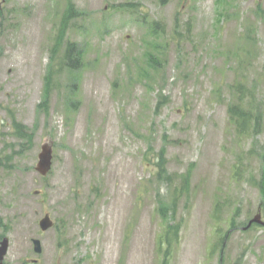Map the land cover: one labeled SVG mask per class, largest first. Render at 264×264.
<instances>
[{"label": "rangeland", "instance_id": "1", "mask_svg": "<svg viewBox=\"0 0 264 264\" xmlns=\"http://www.w3.org/2000/svg\"><path fill=\"white\" fill-rule=\"evenodd\" d=\"M65 1L0 0L2 264H163L157 208L175 182L145 159L161 148L168 172H190L167 264H264V226L246 227L264 220V0H70L77 70L58 65L63 45L51 52ZM236 83L262 108L247 137L227 118Z\"/></svg>", "mask_w": 264, "mask_h": 264}, {"label": "trees", "instance_id": "2", "mask_svg": "<svg viewBox=\"0 0 264 264\" xmlns=\"http://www.w3.org/2000/svg\"><path fill=\"white\" fill-rule=\"evenodd\" d=\"M164 1V0H163ZM130 6L135 5L136 3H128ZM80 12L74 8L70 0L65 1L64 7L60 14V18L57 26V36H55L54 47L51 49L53 55L58 52V49L62 47L63 49L60 55V60L58 62L59 66L63 64L69 66V70H77L82 64V54L84 47H79L77 43L73 41L63 42L64 35L66 33L69 22L72 19L80 17ZM159 25L154 23L152 27V31L156 32V29ZM149 55H151L149 53ZM54 72L52 69H48L47 74L45 76V87L43 93V101L40 104L44 106L48 99L49 90L52 86V76ZM74 76L70 75V79H73ZM75 86L78 81V75L75 76ZM230 88L234 91L230 100L227 103V118L229 124L234 128L236 134L240 137L250 136L252 133L259 132L260 124H261V116H262V108L259 105H255L254 100L247 93L248 90L245 86H241L240 83H236L230 86ZM15 133L19 134L23 137H28L30 140L31 136H28L24 131V127L20 124H16ZM27 140V141H28ZM264 151V150H263ZM152 157V158H151ZM151 157L146 156V161L151 165V169H153V176L159 180L166 181L167 184L171 182H175L172 187L171 196L166 202H160L158 204V213L160 214L162 220V232L158 236V242L160 244H164L167 247V250L164 252L163 257L165 260L163 264H167L170 261L171 254H169L170 249L173 244L178 240L179 234V223H172L171 220L173 218V214L175 213V206L177 201L188 194V188L190 183V175L189 171L183 173H170L166 168V159H165V150L161 148L157 153L151 155ZM144 159V160H145ZM262 162H264V155L262 156ZM148 165V164H147ZM234 174H236V170H234ZM260 186L263 188L264 186V166H263V175L262 180L260 181ZM219 204L215 203V210H217ZM171 209V214L167 215V211ZM171 223H169V221ZM231 226L234 224V218L231 216L230 218ZM168 230H172L170 237H165ZM222 237V236H221ZM223 239V237H222Z\"/></svg>", "mask_w": 264, "mask_h": 264}, {"label": "water", "instance_id": "3", "mask_svg": "<svg viewBox=\"0 0 264 264\" xmlns=\"http://www.w3.org/2000/svg\"><path fill=\"white\" fill-rule=\"evenodd\" d=\"M51 159H52V150L51 147H49L47 144L42 145L41 151L38 153V162L36 165V170L39 172L40 175L44 176L48 173V171L51 168ZM38 193V191H36ZM252 222L258 223L262 226H264V220L261 219L260 213H257L253 218H251L246 227H249ZM53 221L51 220L49 214H44L42 218L39 220V226L42 230H46L50 227H52ZM33 242V249L34 252L40 253L41 247H40V241L37 238L32 239ZM8 245V240L6 237H3L0 241V264H2L3 257L6 253Z\"/></svg>", "mask_w": 264, "mask_h": 264}, {"label": "flooded vegetation", "instance_id": "4", "mask_svg": "<svg viewBox=\"0 0 264 264\" xmlns=\"http://www.w3.org/2000/svg\"><path fill=\"white\" fill-rule=\"evenodd\" d=\"M32 261H33V262H37V259H32ZM2 263H3V261H2Z\"/></svg>", "mask_w": 264, "mask_h": 264}]
</instances>
